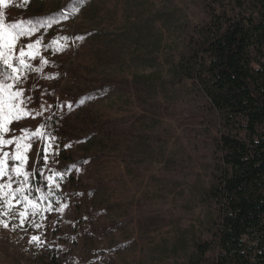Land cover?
Segmentation results:
<instances>
[{
    "label": "trees",
    "instance_id": "1",
    "mask_svg": "<svg viewBox=\"0 0 264 264\" xmlns=\"http://www.w3.org/2000/svg\"><path fill=\"white\" fill-rule=\"evenodd\" d=\"M93 1L66 0L62 4L61 0H15L16 16L23 26L37 29L34 33L38 39L43 36L53 63L46 74L54 79L67 77L66 86L61 88L63 98L48 86L39 92L43 110L37 125L44 127L31 178L34 196H47L56 212L71 196L80 203L86 196L94 200V194L102 189L91 183L100 174L96 165L112 154L127 159L131 167L161 158L167 167L174 168L177 161L165 157V137L160 130L170 110L165 101L175 99L172 88L190 81L216 119L220 154L215 167L206 169L209 183L201 185L197 196L204 206L218 210V232L208 240L189 232L186 235L191 234L190 238L185 235L158 251L169 256L168 264H264V0H213L207 8L211 18L208 23L193 25L186 20L177 29L183 47L177 58L167 60V77L135 75L130 79L91 74L123 60L120 50L98 43L105 32L93 29L88 34L76 23L73 31L66 33L64 27L54 24L66 17V10L78 15ZM54 40L58 44H53ZM80 41L89 43L92 62L80 57L79 52L78 64L61 57L59 46L63 51L66 45L78 46ZM101 44L109 45V38ZM69 54L66 48L64 55L71 58ZM134 61L159 65L154 56ZM160 93L165 95L163 102L156 99ZM115 95H125L124 101L134 102L141 114H105L101 102ZM46 145L49 156L45 163ZM56 173H62L64 179ZM49 175L55 176V196L49 192ZM39 200L49 207L48 200ZM93 203L90 205L96 206ZM76 208L81 205L76 204ZM73 231H78L77 226ZM62 241H70L69 248L50 247L46 264H82L74 252L78 241L68 235Z\"/></svg>",
    "mask_w": 264,
    "mask_h": 264
},
{
    "label": "rangeland",
    "instance_id": "2",
    "mask_svg": "<svg viewBox=\"0 0 264 264\" xmlns=\"http://www.w3.org/2000/svg\"><path fill=\"white\" fill-rule=\"evenodd\" d=\"M61 1L63 4L66 0ZM208 4H213V0H94L78 15L66 10V17L54 24L64 27L66 33L73 31L76 23L88 34H92L93 29L103 31L102 40L109 38V45L101 44L102 40L98 43L103 48L122 52V62L106 65L102 72L91 73L93 76L130 79L135 75L160 74L167 77L170 67L167 60L177 58L183 47L177 29L186 20L193 25L208 23L211 20ZM0 12L4 13L5 25L20 22L15 0H8L7 6L0 5ZM70 16L75 19L70 20ZM37 37L34 32L27 38L18 36L12 42L11 52L0 40V52L12 65L10 68L0 59V82L13 85L4 89L0 99L7 102L9 92L22 90L23 97L18 98L16 104L28 110L22 113L25 118L9 122V130L0 132V138L13 139L21 145L20 152L26 159L19 166L28 173V178L25 182L21 177L19 184L13 179L12 187L31 188L32 191L25 195L36 205L35 208L28 205L26 209L23 202H17L11 196L0 197V220L9 224L8 227L0 224V264H46L50 260V247L69 248L71 242L62 241L67 235L78 241V249L74 252L78 253L77 258L82 264L90 261L93 264H168L171 263L169 256L158 250L175 244L178 238L189 232L202 239L213 238L218 232L219 212L204 206L197 194L201 185L209 183L210 175L206 169H213L218 162V131L206 99L190 81L168 89L175 99L169 103L165 101L170 110L165 114L160 130L165 137V157L177 161L174 168L167 167L161 158L147 164L135 163L131 167L127 159L112 154L96 165L100 174L91 183L101 185L102 189L94 194V200L86 196L80 203L71 196L56 212L48 210L49 207L34 196L31 178L42 144L41 139L32 135L38 129L41 132L37 125L40 115H36L43 110L39 92L48 86L55 89L61 99L64 96L61 88L67 84V77L54 79L53 75L46 74V68L53 63L43 36L38 45ZM29 43L33 44L32 48L27 47ZM21 48L29 68L19 62ZM66 48L71 58L64 55ZM78 52L80 57L90 58L87 62L94 60L87 42L80 41L78 46L70 43L60 54L70 63L78 64ZM150 56H154L159 65H141L134 61ZM44 60L48 63H43ZM13 68L18 71L13 73ZM8 74L16 79H8ZM87 74L88 71L85 77ZM124 96L115 95L103 100L102 111L110 117L140 115L141 109L134 102H125ZM164 97V93H160L156 99L163 102ZM27 98H31L32 103ZM4 152L10 154L7 160L10 170L18 163L11 159L16 153L15 143L0 145V157ZM7 183V176L0 177V184ZM75 202L81 208L77 209ZM91 202L96 206L92 207ZM7 203L13 206L7 207ZM65 205L63 211H59ZM22 211H27L28 215L24 225L20 226L17 214ZM33 212L36 215H32ZM33 223H39L41 227L35 228ZM76 226L77 232L73 231ZM33 236H38L39 240L33 241ZM186 237L190 238L191 234Z\"/></svg>",
    "mask_w": 264,
    "mask_h": 264
},
{
    "label": "snow or ice",
    "instance_id": "3",
    "mask_svg": "<svg viewBox=\"0 0 264 264\" xmlns=\"http://www.w3.org/2000/svg\"><path fill=\"white\" fill-rule=\"evenodd\" d=\"M78 2L82 3V0H78ZM8 4V0H0V5H5L7 6ZM5 17H4V13L0 12V40L4 41V44L7 46L8 51L11 52L12 50V42L14 40L17 39V37H30L31 34H33V32L37 31V29L32 28L31 26H28L27 28H25L23 26V22L20 23H10L5 25L4 23ZM66 39V38H63ZM40 40L38 39L36 41V44H40ZM53 44H58V41H53ZM28 48H32L33 44L29 43L27 45ZM60 49L62 50V46H59ZM25 51L23 50V48H21L20 50V64L23 65L25 68H29L30 65H26L24 62V57H25ZM35 58V57H33ZM0 59H3V62L8 66V67H12V65L9 63V61L7 59H4L3 57V52H0ZM43 63L47 64L48 61L44 60ZM13 73L17 72L18 69L13 68L12 69ZM2 75V74H0ZM8 79H16V77H14L12 74H8ZM13 85H6L3 82H0V94L3 93L5 88H12ZM23 97V91H12L8 93V100L7 102H5L3 99H0V132H7L9 129L7 127V125L9 124L10 121H19L20 119L25 118L22 113L27 112L28 110L22 108V107H18L16 104V100L18 98ZM30 100V98H27ZM84 101L81 100L80 103H83ZM29 115L31 114L30 112L28 113ZM36 115H40V113H36ZM44 125H40V128H43ZM34 137H36L37 139H42V133L39 131V129L34 132L32 134ZM16 145V153L14 155L11 156V159L18 162L16 164V166H14L12 169L9 170L8 165H7V160L10 157V154L8 152H4L2 154V157H0V177H5L7 176L8 178V183L7 184H0V197H8L11 196L14 199L17 200V202H23L25 205V208L27 209L28 205H31L33 208L36 207L35 203L29 199V197L27 195H25L26 192H31L32 189L31 188H24V187H16L13 189L12 187V181L13 179L16 180V182L19 184L21 183V177L24 178V181H27L28 178V173L24 172L21 170L20 168V164H23L26 157L24 155L21 154L20 152V148L21 145L19 143H17L15 140L13 139H7L4 140L2 138H0V145H12L14 144ZM47 145L45 146L44 150H43V161L46 163L48 160V150H47ZM53 155H58V153H52ZM10 173H14L15 176L13 177ZM36 175H42V173L37 172ZM56 176L59 177V179H64V176L62 173H56ZM48 181V188H49V192L51 193V195L55 196V193L52 192V186H53V181L55 179V176L53 175H49L47 178ZM56 188H59L60 185L59 184H55ZM9 189L8 192H4L3 189ZM36 191H40V189H36ZM19 194V195H17ZM39 199H44V200H48L47 196H41L39 197ZM49 203V208L48 210H52L51 209V201L48 200ZM7 207L11 208L13 205L11 203H7L6 204ZM66 207L62 206L59 211H63V208ZM9 213H3V215L7 216ZM18 217L20 218L19 223L20 226H23L25 223V218L27 217L28 213L27 211H22L19 212ZM32 215H36L35 212L32 213ZM0 224H3L4 227H8L9 224L5 221L0 220ZM33 227L35 228H40L41 225L39 223H33ZM33 241H38L39 237L38 236H33L32 237Z\"/></svg>",
    "mask_w": 264,
    "mask_h": 264
}]
</instances>
